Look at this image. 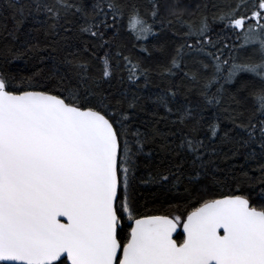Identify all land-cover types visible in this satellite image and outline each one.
<instances>
[{
	"label": "snow or ice",
	"instance_id": "1",
	"mask_svg": "<svg viewBox=\"0 0 264 264\" xmlns=\"http://www.w3.org/2000/svg\"><path fill=\"white\" fill-rule=\"evenodd\" d=\"M5 3L17 29L28 16L43 17L35 31L51 38L53 52L62 53L64 71L57 68L48 77L54 84H34L29 77L25 87H11L14 77L0 72V264H264V0L214 4L218 10L211 19L205 5V11L189 12L198 16L194 20L183 19L188 10L179 0L166 9L171 18L160 15L158 0H147L144 14L125 0H93L90 7L86 0ZM125 18L137 42L174 24L186 29L183 37H195L193 43L184 39L167 63L158 65L157 74L167 78L159 93L109 90L121 61L135 89L142 87L141 78L143 87L150 83L152 70L115 43ZM214 23L231 29L238 43L218 46L209 36ZM37 47L6 45L0 56L21 59ZM97 47L107 49L97 57L102 67L84 55L95 57ZM140 51L151 56L143 43ZM193 51L209 59H187ZM244 73L258 77L260 86L238 81ZM234 83L235 92L225 87ZM181 87L185 99L194 92L205 108L216 109L210 120L199 105L170 106ZM249 98L253 112L245 118L243 101ZM141 114L145 130L133 131ZM161 123L168 131L158 127ZM154 154L155 169L141 183L175 189L186 179L199 194L189 202L191 210L186 205L175 213L138 214L137 158L145 157L151 166ZM241 155L245 161L259 156L252 168L259 174L250 176L241 165L239 178L225 175V181L235 182L225 193L216 176L224 169L217 161ZM208 176L220 191L200 184ZM257 187L258 192L250 191ZM178 229L179 241L173 238Z\"/></svg>",
	"mask_w": 264,
	"mask_h": 264
},
{
	"label": "trees",
	"instance_id": "2",
	"mask_svg": "<svg viewBox=\"0 0 264 264\" xmlns=\"http://www.w3.org/2000/svg\"><path fill=\"white\" fill-rule=\"evenodd\" d=\"M30 0H16L17 6L27 5ZM93 0H86L87 6H91ZM126 3L135 4L140 8L141 14H144L148 5L147 0H125ZM160 5V15L165 18L168 17L166 9L173 3V0H158ZM234 3L235 0H232ZM228 0H179V7L186 8L188 11L185 12L183 19L184 20H194L197 19L198 16L189 15V12L200 13L201 11H205V5H207V13L209 18L211 19L212 13L216 12L218 9L214 8L213 5H218L219 7H226ZM14 11L7 7L5 0H0V48L4 46H15V47H24L26 44H35L38 45L37 48L33 49L32 52L29 53L28 56H25L21 59L15 60H6L4 57L0 56V72L7 73L9 76L14 77V80L11 81L10 86L15 87L19 85L20 87H25L27 80L29 77L32 78V83L34 84H43L50 85L54 84V79H48L52 75V73L59 68L60 71H64V66L60 64V60L62 59V53L53 52L51 47L49 46L50 37L46 38L43 32H36L35 29L39 27L36 23L37 19H43V17H34L28 16L23 25L16 28V22L13 20ZM174 19V18H172ZM159 28V25H157ZM186 31L179 24H174L171 27H165L162 31L158 33L155 37H150L148 41L145 42H137L134 40L133 36L129 34L127 30V18L121 22L119 27V37L115 43H118L124 54L130 56L133 61L139 60L143 67L150 68L152 71L149 73L150 75V83L143 87L144 81L141 78L138 83L142 85L140 89H135L134 85H130L127 80V72L123 70V62L121 61V69L117 71L116 75L111 80V88L110 91H118L122 90L125 87L131 88L135 91H139L144 96L154 95L159 93L162 88L167 86V78L161 77L158 75V65L167 63L171 53L174 48L182 43L184 39L188 40V43H193L195 37L187 38L183 37L182 33ZM9 33H14V35H10ZM109 34H111V30H109ZM209 36L213 41H218V46L227 44L231 46L233 43H238L236 41V36L232 33L231 29H225L222 24L214 23L211 25V31L209 32ZM87 39V36H85ZM143 43L145 46L149 48L151 52V56L148 57L145 53L140 51V44ZM133 44L137 46L134 48ZM156 46L155 48L153 46ZM76 46L79 48L81 45L77 42ZM163 46L162 51H157L156 48ZM106 48H95V57H89L88 53H85V57L92 59L93 64L96 67H102V62L97 59V57H103ZM215 51V49H210ZM231 48L224 49V57L228 56ZM247 54H250V50ZM55 57V59H53ZM192 57H200L205 60H208V57L203 56L201 53H197L195 51L191 52L187 59L191 60ZM115 63V61H113ZM38 73V75H35ZM93 75L98 76L99 73L93 70ZM121 77L125 79L121 82ZM174 82H178L180 77L177 76L172 78ZM247 80L251 82V86L259 87L261 81L258 77H253L251 74H241L237 80ZM106 88L108 84L104 85ZM226 88L231 92H235L238 87L237 83L231 85H225ZM211 91H215L213 88ZM188 98L185 99V89L181 87L180 92L175 98V102L172 107L176 105H185L192 106L194 108L199 105L200 110L202 111V115L205 120H210L212 118L213 113L216 109L212 106L204 107V102L201 97L197 94L189 93L187 94ZM246 93L241 94V98L245 96ZM150 107V106H149ZM235 107V105H234ZM243 110L245 113V118L249 117L253 112V104L251 98L247 101H243ZM163 111V110H161ZM145 119L143 114H141L138 119L133 123L132 128L135 131L136 128H140V131H144L145 129L141 125V121ZM225 127H232L231 124L227 122L224 123ZM159 128L163 131H168V128L165 127L164 123L158 125ZM179 127V125H177ZM176 129L173 128V131ZM239 131V130H237ZM198 135L203 136L204 131L201 130ZM133 150H135V145H132ZM255 147V146H253ZM147 151V148L145 149ZM259 149H257V153ZM138 160V170L135 172L136 180V203L138 208V214L140 215H150V214H166L169 212H177L183 211L186 205H189V210H191L190 201L199 199V194L195 191V186L190 184L186 179L175 189H169L163 187L158 183H149L144 184L141 183L140 178L147 179L148 173L150 171H154L155 165L158 162V157L153 155L152 165L146 166L147 160L145 157L141 156L137 158ZM259 161V156H257L256 160H248L245 161L243 155L236 158L235 160H229L227 163H222L219 160L217 163L220 168L224 169L222 172L216 173L217 178L223 183V191L227 193L229 191V185L235 186V182L230 178L226 181L224 180L225 175L231 176L232 173H235L239 178V173L241 172V165H244L243 171H247L250 176H256L259 173L252 171V168L257 166ZM163 167V166H162ZM185 171H189L188 167L185 166ZM194 174V173H193ZM200 184H208L213 186L214 191H220V185L215 184L212 180L211 176L202 177L200 180ZM247 188V185L244 186ZM185 188H188L191 191V195L189 192L185 191ZM250 191L258 192L259 187L255 189H250ZM198 206V205H197ZM130 223L125 221V224ZM174 239L182 240L183 235L181 233H177Z\"/></svg>",
	"mask_w": 264,
	"mask_h": 264
},
{
	"label": "water",
	"instance_id": "3",
	"mask_svg": "<svg viewBox=\"0 0 264 264\" xmlns=\"http://www.w3.org/2000/svg\"><path fill=\"white\" fill-rule=\"evenodd\" d=\"M177 233H181V234H182V229H178L177 232L173 233V238L175 237V235H176ZM182 235H183V234H182Z\"/></svg>",
	"mask_w": 264,
	"mask_h": 264
}]
</instances>
